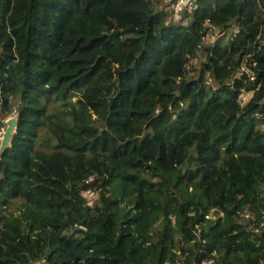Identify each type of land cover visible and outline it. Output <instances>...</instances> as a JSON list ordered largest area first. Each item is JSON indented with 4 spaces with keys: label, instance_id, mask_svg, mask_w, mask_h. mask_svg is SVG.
<instances>
[{
    "label": "trees",
    "instance_id": "trees-1",
    "mask_svg": "<svg viewBox=\"0 0 264 264\" xmlns=\"http://www.w3.org/2000/svg\"><path fill=\"white\" fill-rule=\"evenodd\" d=\"M160 1L0 0V264H264V0Z\"/></svg>",
    "mask_w": 264,
    "mask_h": 264
},
{
    "label": "built area",
    "instance_id": "built-area-1",
    "mask_svg": "<svg viewBox=\"0 0 264 264\" xmlns=\"http://www.w3.org/2000/svg\"><path fill=\"white\" fill-rule=\"evenodd\" d=\"M168 3L171 5V7L174 9L175 14L179 15L184 12H193L194 10L199 8L198 0H167ZM219 33L217 32H212L207 36L203 37V43L213 41L216 39ZM250 75V79L254 80L255 76L251 71H248ZM243 74V72L241 73ZM241 100L244 101L246 97L241 96ZM249 216V214H247ZM261 226L263 223L260 224Z\"/></svg>",
    "mask_w": 264,
    "mask_h": 264
},
{
    "label": "rangeland",
    "instance_id": "rangeland-1",
    "mask_svg": "<svg viewBox=\"0 0 264 264\" xmlns=\"http://www.w3.org/2000/svg\"><path fill=\"white\" fill-rule=\"evenodd\" d=\"M165 5H168V1H167V0H161V1H160V4H159V8L162 9L163 7H165ZM178 16L180 17L181 14H179ZM227 33L229 34V30L227 31ZM229 37H230V36H228V38H229ZM198 58H200V59H195V60L193 61V63H194L195 65H198V63L200 62V60H203V59H202V58H203V54L200 53V56H199ZM241 96L246 97L245 100H244V101H246V100H248V99L251 98L252 93H249V94H245V93H243ZM241 96H240V97H241ZM16 114H17V113H16L15 111H12V112H9V113H7L6 115H4V116L2 117L3 127L0 129V152H1V150H2V149H1V145H2V140H3V134H4V131H5V129L7 128V122H8V120H9L10 118H12V117H17Z\"/></svg>",
    "mask_w": 264,
    "mask_h": 264
},
{
    "label": "water",
    "instance_id": "water-1",
    "mask_svg": "<svg viewBox=\"0 0 264 264\" xmlns=\"http://www.w3.org/2000/svg\"><path fill=\"white\" fill-rule=\"evenodd\" d=\"M17 126H18L17 117H12L8 120L7 128L5 129L3 134V140L1 145L2 150L0 152V156L3 153V151L10 145L12 135L16 132Z\"/></svg>",
    "mask_w": 264,
    "mask_h": 264
},
{
    "label": "clouds",
    "instance_id": "clouds-1",
    "mask_svg": "<svg viewBox=\"0 0 264 264\" xmlns=\"http://www.w3.org/2000/svg\"><path fill=\"white\" fill-rule=\"evenodd\" d=\"M168 7L173 11L174 15H175L176 17H178V18L182 17L185 13H187V12H184V13H182L181 16L179 17L178 15L175 14L174 9L171 7V5H170L169 3H168ZM189 13H190V12H189ZM230 33H231V31L229 32V34H230ZM245 94H249V92H247V93H245ZM241 99H242V98L240 97V101H241L242 103H245V102L248 101V100H246V101H242ZM261 223H263V222H261ZM263 225H264V223H263ZM263 225L261 226V225L259 224V227H263Z\"/></svg>",
    "mask_w": 264,
    "mask_h": 264
}]
</instances>
